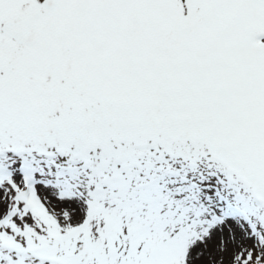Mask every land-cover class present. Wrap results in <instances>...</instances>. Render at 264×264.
Here are the masks:
<instances>
[{"label": "snow or ice", "instance_id": "obj_1", "mask_svg": "<svg viewBox=\"0 0 264 264\" xmlns=\"http://www.w3.org/2000/svg\"><path fill=\"white\" fill-rule=\"evenodd\" d=\"M0 264H264V0H0Z\"/></svg>", "mask_w": 264, "mask_h": 264}]
</instances>
